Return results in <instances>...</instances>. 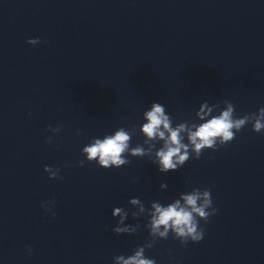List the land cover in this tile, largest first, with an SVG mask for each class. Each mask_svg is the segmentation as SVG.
Instances as JSON below:
<instances>
[{"label": "clouds", "instance_id": "9594fccd", "mask_svg": "<svg viewBox=\"0 0 264 264\" xmlns=\"http://www.w3.org/2000/svg\"><path fill=\"white\" fill-rule=\"evenodd\" d=\"M29 45L35 46L40 43L39 37L29 39ZM235 106L228 102L226 110L219 115L213 116L207 122L200 124L194 131L188 132V144L182 143L181 132L185 131L183 124L175 129L170 126L169 116L165 114V108L161 103H153L151 110L145 113L147 123L143 125L142 131L149 138L159 137L164 140V147L156 152L158 158V170L163 173L177 171L189 159H199L206 149L217 151L233 141L236 134L245 126L251 125L253 132L257 134L264 133V107L258 109L255 113H248L237 117ZM161 127L164 129L161 130ZM53 132H59L60 128L49 129ZM165 132L168 133L165 137ZM130 134L124 129L116 131L114 135L106 136L104 139H95L89 146L82 149L86 154L87 162H95L104 169L120 168L127 165L129 160L124 155L130 151L132 156H144V149L141 147L130 148ZM51 138L46 140L50 143ZM191 146V151L189 149ZM194 153V154H193ZM85 161H79L81 167ZM154 163H156L154 161ZM44 171L49 174L50 179L59 178L60 169H53L51 166H45ZM165 187L166 185H161ZM183 204L178 199L168 206H162L159 203L152 204L154 212L151 213V219L147 225L150 237L167 239L169 233L175 239H178L182 245L189 242L199 243L204 238V228L200 226V221L207 223L210 217L217 214L218 209L214 207L211 190L208 188H194L190 193L181 194ZM54 203L48 201L42 204L45 211L49 210V205ZM132 204H139L138 199H132ZM143 211V207H141ZM123 209L116 207L112 212L113 217H120L112 231L119 234H134L137 230L124 225V218L127 213H121ZM53 215H55L53 213ZM157 239H150L143 245L137 246L131 255H117L113 258L114 264H156L155 259L148 258L145 250L152 248Z\"/></svg>", "mask_w": 264, "mask_h": 264}]
</instances>
